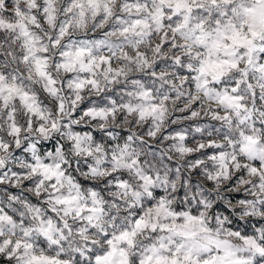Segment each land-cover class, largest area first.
<instances>
[{"label":"snow or ice","instance_id":"6c2138e0","mask_svg":"<svg viewBox=\"0 0 264 264\" xmlns=\"http://www.w3.org/2000/svg\"><path fill=\"white\" fill-rule=\"evenodd\" d=\"M0 264H264V0H0Z\"/></svg>","mask_w":264,"mask_h":264}]
</instances>
